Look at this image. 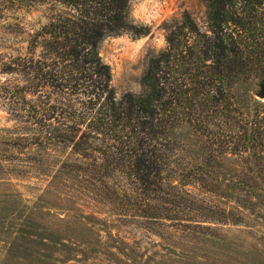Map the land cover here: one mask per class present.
<instances>
[{
  "label": "trees",
  "instance_id": "obj_1",
  "mask_svg": "<svg viewBox=\"0 0 264 264\" xmlns=\"http://www.w3.org/2000/svg\"><path fill=\"white\" fill-rule=\"evenodd\" d=\"M129 2L0 0V15L10 5L44 8L24 51L0 53V100L24 139L68 144L79 160L61 164L65 175L82 174L170 227L195 222L182 218L191 197L172 175L241 208L264 206V101L254 93L264 80V0H202L206 29L183 13L149 57L141 91L117 96L100 46L147 34Z\"/></svg>",
  "mask_w": 264,
  "mask_h": 264
},
{
  "label": "rangeland",
  "instance_id": "obj_2",
  "mask_svg": "<svg viewBox=\"0 0 264 264\" xmlns=\"http://www.w3.org/2000/svg\"><path fill=\"white\" fill-rule=\"evenodd\" d=\"M129 10L147 34L110 36L100 46L117 96L141 91L149 57L165 47L183 13L200 30L207 24L202 0H130ZM43 11L10 5L0 15V53L24 51L26 32L44 23ZM13 118L0 100V264H264V206L241 208L195 183L182 186L172 175L191 197L192 209L182 218L195 222L170 227L139 217L137 208L98 183L64 174L61 164L69 168L79 160L71 146L31 144Z\"/></svg>",
  "mask_w": 264,
  "mask_h": 264
},
{
  "label": "water",
  "instance_id": "obj_3",
  "mask_svg": "<svg viewBox=\"0 0 264 264\" xmlns=\"http://www.w3.org/2000/svg\"><path fill=\"white\" fill-rule=\"evenodd\" d=\"M257 97L259 99H264V81L261 83L260 85V90L259 92L257 93Z\"/></svg>",
  "mask_w": 264,
  "mask_h": 264
}]
</instances>
